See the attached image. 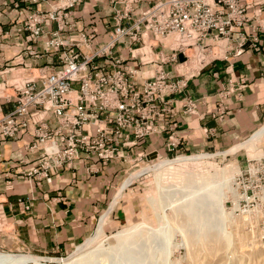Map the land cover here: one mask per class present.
Masks as SVG:
<instances>
[{
  "label": "built area",
  "instance_id": "built-area-1",
  "mask_svg": "<svg viewBox=\"0 0 264 264\" xmlns=\"http://www.w3.org/2000/svg\"><path fill=\"white\" fill-rule=\"evenodd\" d=\"M35 1H47L50 9H31L19 30L28 31L34 42L54 22L42 49L27 50L56 59L15 81L14 94L5 93L13 106L6 112L0 105V136L15 138L31 125L24 160L31 165L25 177L38 182L80 163L92 173L112 162L126 163L128 170L134 161L152 162L159 151L151 158L147 140L158 132L160 120L174 113L195 70L229 59L243 47L258 49L264 27V0H154L136 17L139 0H106L108 38L97 44L93 27L67 34L77 29L72 18L88 0ZM245 85L244 78L239 83L230 79L221 88L217 118H225L227 98L242 99ZM197 106L190 95L181 100L184 114L195 113ZM165 122L169 135L164 146L177 157V123ZM19 203L28 209L25 198ZM37 257L63 260L62 255Z\"/></svg>",
  "mask_w": 264,
  "mask_h": 264
},
{
  "label": "crops",
  "instance_id": "crops-1",
  "mask_svg": "<svg viewBox=\"0 0 264 264\" xmlns=\"http://www.w3.org/2000/svg\"><path fill=\"white\" fill-rule=\"evenodd\" d=\"M153 1L139 0L134 16ZM38 8L49 10L50 5L47 1L0 0V105L6 112L13 104L7 103L4 95L9 93L8 89L13 90L14 82L56 59L49 54L35 57L27 50L42 49L54 22H49L44 35L34 42L28 40V31L19 30L28 12ZM72 20L77 29L67 32L69 36H76L78 29L93 27L99 44L108 38L106 26L110 21V6L106 0H88L78 8ZM241 78L246 81L242 99L227 98L226 116L217 118L214 113L218 92L230 79L239 83ZM184 95L197 100L195 113L181 111ZM165 118L160 120L158 132L147 140L146 150L151 153V158H155V150L159 151L152 162L171 154L164 146L169 135L167 120L178 126L181 143L177 154L232 147L249 135V139L254 138L264 128V27L259 32L258 49L243 47L229 59L212 63L197 73L179 96L174 113ZM263 133L259 134L258 140ZM31 138V125L15 138L0 136V249L34 254L67 253L90 235L116 190L131 181V177L121 181L130 170L126 163L112 162L91 173L80 163L74 169L53 173L40 182L28 179L25 171L31 161L24 160H28L26 145ZM20 198L26 199L28 209L19 203ZM130 201L126 196L118 209L129 220L131 212L127 206ZM108 211L101 216L103 223L109 216ZM116 218L118 214L113 219L118 222Z\"/></svg>",
  "mask_w": 264,
  "mask_h": 264
},
{
  "label": "rangeland",
  "instance_id": "rangeland-1",
  "mask_svg": "<svg viewBox=\"0 0 264 264\" xmlns=\"http://www.w3.org/2000/svg\"><path fill=\"white\" fill-rule=\"evenodd\" d=\"M7 92L14 94L12 89ZM262 131L232 147L188 150L178 154L182 158L169 154L155 162L134 161L121 180L131 177V181L116 190L105 209L110 210L105 223L100 224L102 212L78 246L51 254L62 255V261L38 258L29 264H67L86 251L89 260L82 264H264V133L258 140ZM126 196L131 199L127 206L131 220L118 212ZM137 223L143 225L137 244L126 246L118 258L108 253L117 243L108 237Z\"/></svg>",
  "mask_w": 264,
  "mask_h": 264
},
{
  "label": "bare ground",
  "instance_id": "bare-ground-1",
  "mask_svg": "<svg viewBox=\"0 0 264 264\" xmlns=\"http://www.w3.org/2000/svg\"><path fill=\"white\" fill-rule=\"evenodd\" d=\"M181 155H184V154H181ZM177 157L182 158V156H177ZM205 181H208V180H205ZM195 189H192L191 191L194 192ZM116 202L117 200L114 201V204H116ZM101 220L103 223L104 219L101 218ZM210 220H211L210 218L206 219L204 220V223H207ZM142 227H143L142 223H137L129 228L118 230L115 233L111 234L108 238L116 239L117 243L114 246H112L113 247L112 249H108V253L110 254L112 253L115 256V258H118V256L120 257L123 256L124 255L123 252H126V249H124L126 246L137 244V237H139L140 233H142V230H141ZM100 235L103 236V232H101ZM89 252L90 251H86L84 253L78 254L77 256L72 258V260H70L67 264H82V263L87 262V260H89ZM37 261H38V257L32 254H18L17 255V254H11L5 251H0V263L1 264H29L31 262L37 263Z\"/></svg>",
  "mask_w": 264,
  "mask_h": 264
},
{
  "label": "water",
  "instance_id": "water-1",
  "mask_svg": "<svg viewBox=\"0 0 264 264\" xmlns=\"http://www.w3.org/2000/svg\"><path fill=\"white\" fill-rule=\"evenodd\" d=\"M179 57H180V60L184 59V55L183 54H180ZM155 156H156V153L153 155V157H155Z\"/></svg>",
  "mask_w": 264,
  "mask_h": 264
}]
</instances>
